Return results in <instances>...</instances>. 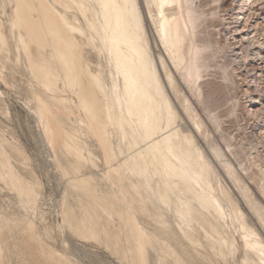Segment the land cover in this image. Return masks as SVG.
Masks as SVG:
<instances>
[{
	"label": "rangeland",
	"instance_id": "1",
	"mask_svg": "<svg viewBox=\"0 0 264 264\" xmlns=\"http://www.w3.org/2000/svg\"><path fill=\"white\" fill-rule=\"evenodd\" d=\"M44 1L65 16L61 6L65 0ZM235 1H182L174 10L165 11L170 15L177 12L185 33V53L205 47L200 76L191 83L181 75L184 67L179 72L174 67L143 7L152 52L163 55L181 91L175 96L169 90L180 118L177 127L193 133L197 146L220 172L222 186L230 191L251 228L249 237L261 240L264 246V0H250L238 19ZM15 3L0 0V264H258L259 259L246 248L249 237H244L233 220L228 218L221 228L226 239L221 252L216 242V248L210 246L206 229L201 226H194L192 239L184 235L176 225L172 208L156 197V176L149 178L148 185L137 175L115 174L127 156L120 151L123 141L108 128L109 138L115 143H111V167L104 162L96 136L87 129L85 113L75 95L77 89L65 87L64 70L51 48L40 50L31 44L36 47L29 48V54L22 50L18 38L24 31L15 29L12 22ZM191 11L198 19L190 25ZM69 12L77 15L76 23L87 33L74 32L80 53L84 54L83 65L93 73L106 72L102 81L114 95L118 91L112 87L113 70L107 53L99 51L96 39L94 44L89 39L90 29L76 8ZM51 59L57 64L53 65ZM40 60L59 75L53 73L51 89L45 87L43 77L32 72L33 64L41 65ZM178 100L185 101L182 104L189 107L188 113L183 112ZM48 109L54 117L46 112ZM45 114L55 118V140ZM191 116L198 120L199 128ZM228 168L236 173L238 183L226 173ZM129 220H137L143 229L147 241L143 246L138 245V232ZM212 238L215 240L216 235Z\"/></svg>",
	"mask_w": 264,
	"mask_h": 264
},
{
	"label": "bare ground",
	"instance_id": "2",
	"mask_svg": "<svg viewBox=\"0 0 264 264\" xmlns=\"http://www.w3.org/2000/svg\"><path fill=\"white\" fill-rule=\"evenodd\" d=\"M15 1V21L12 22L15 24L13 26H17L15 29L20 27L24 31V35L22 36L21 34L18 38L23 48L22 50L28 53L29 48L31 49L33 46H39L40 50L41 47L51 48L55 61L59 62L60 68L64 70L62 72L65 73V76L62 77L65 78V87L67 86L71 90L77 89V94L75 95L78 97V105L83 109V114L85 113L84 115L87 119L85 120L88 124L87 129L89 128L99 142L106 160L104 162L111 163L109 161L114 155L111 149L113 140L111 142V137L109 138V134L111 133H109L108 128L111 127L110 129L115 130L119 140L123 141L124 146H119L120 151L126 152L127 156L121 168H118L116 171L112 168L115 174L118 176L122 175L121 177H123V174L131 173V175L139 176L146 184L149 183V178L152 180V176H156V194H158L156 197L164 205L172 208L176 215V225L189 239H192L194 235L192 234L194 226H201L206 229L205 235L209 240L210 246L212 245L213 248H216L214 247L216 242L218 250L224 251L226 239L221 234V228L228 222V218L237 223L244 237H249L252 232L250 231L251 228L248 226L247 221H245L243 214L238 210L236 201L230 191L224 185L222 186L221 182L223 179L220 172L206 160L207 158L204 157L196 144L193 133L191 131H186L185 133V131L177 127L179 125L177 122L180 118H178V111L169 90L177 96L178 81L163 58V55L160 53L155 55L150 45L145 7L151 21L156 26L157 36L170 56L176 70L178 71L181 67H184L185 70L180 73L183 76L186 75V80L190 83L200 76V69L204 64L202 58V51L205 49L204 45L199 46L195 51L189 50L185 53L183 42L185 33L180 26V21L176 15L177 12L175 15L166 13V10H174L182 1L193 4V0H65L64 3L61 0L62 5H60L65 8V16L56 10L54 11V8L49 7L46 3L47 1L45 2L44 0ZM249 1L236 0L234 2L237 8L235 19H238L239 16L243 17L244 10L247 8ZM144 5L145 7H143ZM187 6H189V3ZM73 8H76L82 15L86 22L84 23L90 29L91 34H88L89 39L92 42L96 39L98 43H95L99 51L107 53L108 62L110 63L108 64L111 65L110 67L113 70L112 87L115 89V92L116 90L118 91L114 95L112 93L113 89L104 84L106 83L105 81L104 83L102 81V75H106V72L104 74H101V72L93 73L90 70L91 68L86 66V64L83 65L85 62L83 61L82 63L81 61V55L84 54L80 53V45L78 46L75 41L74 32L82 35H87V33L81 24L76 23L79 19L77 15L69 12ZM154 9H156V14H153ZM36 11L39 13L38 15H35ZM197 19L198 16L191 11L188 17L190 25L191 23H195ZM191 27L193 28L194 26L192 25ZM20 28L19 31L21 30ZM31 44H35L36 46L30 47ZM27 55L25 54L26 57ZM31 56L32 54L28 57ZM43 59L41 60L43 61ZM41 60L40 64L43 63ZM52 60L54 62V59ZM38 64H33L32 72L39 77H43V84L46 88L51 89L55 81L53 73L56 74V72L52 73L53 68L51 70V67L46 66V68L42 64ZM43 64L46 65V63ZM94 70L96 72L98 69ZM55 79H57L56 76ZM40 82L42 83V80ZM105 85L108 87L107 89ZM178 102L181 101L178 100ZM187 107L183 105V112H187V109H189ZM45 108L47 107L45 106ZM49 109L46 112L50 111ZM52 116L49 114L43 115L44 118L48 119L46 120L49 122L47 127L52 132V135L50 134L51 137H54L55 134H58L54 125L56 122L54 124L52 122L55 118L52 119ZM191 119H193L194 124L199 128L200 124L198 120L192 116ZM52 139L55 140V137ZM117 147L115 150L118 149ZM119 161L117 162L119 163ZM110 172L112 171L110 170ZM112 173L108 172V174H111V177H113ZM226 173H228L232 180L237 183L239 182L238 176L230 168L227 169ZM113 178L111 179L113 180ZM9 179L11 178L8 177ZM15 183L13 184L14 187L18 182ZM18 184L17 187H21ZM24 188H26V185ZM15 189L17 188L15 187ZM28 189L30 188L28 187ZM17 190L19 191L20 189ZM173 195L174 199L171 198ZM130 220V224L135 228L134 231L138 232L137 243L143 246L144 242L147 243L145 241V233L140 226L138 227L137 220ZM137 234H135L136 238ZM213 235H216L215 240H211ZM250 237L249 241L244 238L247 240L246 244L248 246L246 248L249 247L251 249L247 250H249V253H253H250L251 255L256 256L254 258L259 259L258 264H264V246L261 245V240ZM142 246L141 248H143ZM141 260L143 261V259Z\"/></svg>",
	"mask_w": 264,
	"mask_h": 264
}]
</instances>
